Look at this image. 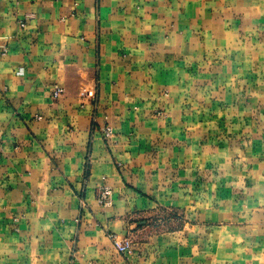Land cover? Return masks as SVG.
I'll return each instance as SVG.
<instances>
[{"label": "crops", "instance_id": "0c3cea01", "mask_svg": "<svg viewBox=\"0 0 264 264\" xmlns=\"http://www.w3.org/2000/svg\"><path fill=\"white\" fill-rule=\"evenodd\" d=\"M0 264H264V0H0Z\"/></svg>", "mask_w": 264, "mask_h": 264}, {"label": "built area", "instance_id": "2783aa9c", "mask_svg": "<svg viewBox=\"0 0 264 264\" xmlns=\"http://www.w3.org/2000/svg\"><path fill=\"white\" fill-rule=\"evenodd\" d=\"M56 94L57 92H55V95ZM102 132L104 133L105 136H108L111 134V129L109 127H104L102 129ZM111 196H112L111 189L107 186H103L100 189L98 196H97L98 204L103 207L110 206ZM109 239L111 240L116 251L119 252L124 257H128L133 253L132 242L130 241L129 238H118L116 235L110 234Z\"/></svg>", "mask_w": 264, "mask_h": 264}]
</instances>
